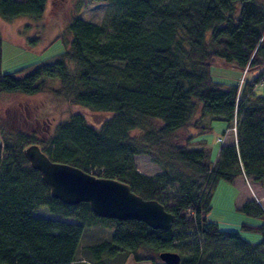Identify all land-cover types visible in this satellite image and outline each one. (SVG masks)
<instances>
[{
	"label": "trees",
	"instance_id": "obj_1",
	"mask_svg": "<svg viewBox=\"0 0 264 264\" xmlns=\"http://www.w3.org/2000/svg\"><path fill=\"white\" fill-rule=\"evenodd\" d=\"M88 1L111 3L119 10L107 24L74 17L67 26L72 39L53 63L37 62L13 72L0 66V93L33 95L42 91L45 78H56L57 92L70 102L112 115L98 129L73 114L41 141L3 134L0 264H75L83 232L95 224L111 228L113 235L87 248L92 260L86 264H122L129 254L164 264L156 261L162 252L178 253L180 264H264V210L258 204L240 209L263 221L240 230L259 234L257 243L237 231L221 230L208 218L221 181L246 176L264 182V96L255 92L264 82V0ZM49 3L0 0V16L38 19ZM218 58L246 75L255 67L263 71L250 80L244 77L241 84L215 82L211 66ZM214 120L227 122L237 143L221 145L216 160L203 138ZM191 124L203 130L188 134ZM33 144L54 162L121 181L144 199L158 201L174 215L172 228L99 218L89 203L70 206L53 198L24 156ZM139 154L163 173L150 178L137 172L133 156ZM173 185L172 194L168 188ZM40 208L74 222L36 216ZM189 241V253H180ZM119 253L121 261L113 262Z\"/></svg>",
	"mask_w": 264,
	"mask_h": 264
},
{
	"label": "rangeland",
	"instance_id": "obj_2",
	"mask_svg": "<svg viewBox=\"0 0 264 264\" xmlns=\"http://www.w3.org/2000/svg\"><path fill=\"white\" fill-rule=\"evenodd\" d=\"M118 10V6L111 3H89L88 0H52V4L47 5L46 13L38 19L22 16L6 20L0 16L1 70L13 72L37 62L53 63L68 47L72 39L67 26L74 17L78 16L96 24H107ZM262 71L263 68L255 67L246 75V72L243 73L234 64H228L218 58L211 66V77L215 82L236 85L241 84L244 77L250 80ZM44 80L42 91L33 95L0 93V141L3 134L16 133L26 134V136L33 137L32 140L38 141L51 138L57 125L68 120L73 114L83 115L89 124L98 129L111 118V114L94 113L70 102L62 93L57 92L60 88L58 79L45 78ZM255 92L264 96V85H257ZM198 118H200V113L196 114V119ZM209 119L208 116L202 119L205 128L209 127ZM201 130L203 129L194 128L191 124L187 133L195 134ZM227 130V122L214 120L211 130L203 135L209 147L214 151L212 152L214 160L218 156L221 145L235 142V136L231 137L229 134L232 131L229 130L224 141V133ZM219 138H222L223 142L219 143L217 141ZM198 139H201V136L196 138ZM133 161L136 171L147 177L155 178L163 173L162 168L145 154L134 155ZM172 187L175 188L176 185L169 187L168 191L173 194L176 190ZM247 203H256L264 210V182H255L246 176L235 179L232 183L221 181L214 191L212 210L208 218L216 222L221 230L237 231L244 239L257 243L261 240L259 234L240 232L244 224L259 226L263 223L261 219L240 211ZM34 214L39 217L74 222L51 214L47 208L36 209ZM112 235L111 228L101 224L86 228L80 240L75 264H86L91 261L92 257L87 248L110 241ZM191 241L179 249L180 253H189ZM142 252L146 251L142 250ZM146 254L156 258L155 254L148 252ZM122 256L123 254L119 253L113 262L121 261ZM158 259L156 258L158 263H163L160 258ZM122 264H153V261L136 260L133 254H129Z\"/></svg>",
	"mask_w": 264,
	"mask_h": 264
},
{
	"label": "water",
	"instance_id": "obj_3",
	"mask_svg": "<svg viewBox=\"0 0 264 264\" xmlns=\"http://www.w3.org/2000/svg\"><path fill=\"white\" fill-rule=\"evenodd\" d=\"M24 156L31 167L40 172L51 196L63 204L72 206L86 202L99 218L137 220L156 230L167 231L173 226L172 213L158 201L136 194L128 184L98 178L75 166L54 162L38 144L25 148ZM159 258L164 264L181 263V256L176 252H162Z\"/></svg>",
	"mask_w": 264,
	"mask_h": 264
},
{
	"label": "built area",
	"instance_id": "obj_4",
	"mask_svg": "<svg viewBox=\"0 0 264 264\" xmlns=\"http://www.w3.org/2000/svg\"><path fill=\"white\" fill-rule=\"evenodd\" d=\"M263 85H264V82H263ZM233 132L236 133V128H233ZM218 141H219V143H221V142H223V139L219 138Z\"/></svg>",
	"mask_w": 264,
	"mask_h": 264
},
{
	"label": "crops",
	"instance_id": "obj_5",
	"mask_svg": "<svg viewBox=\"0 0 264 264\" xmlns=\"http://www.w3.org/2000/svg\"><path fill=\"white\" fill-rule=\"evenodd\" d=\"M228 132H229V131L227 130V133H228ZM227 133H226V135H227ZM226 135H225L224 138H223L224 141H225V137H226ZM229 135H230V134H229ZM203 138L206 139L205 136H204ZM217 141H218V140H217ZM212 152H214L213 149H212ZM239 178H242V176H241V177H238L237 179H239Z\"/></svg>",
	"mask_w": 264,
	"mask_h": 264
}]
</instances>
